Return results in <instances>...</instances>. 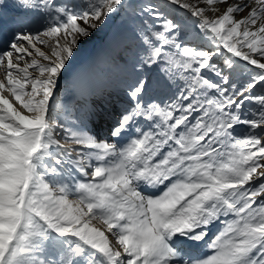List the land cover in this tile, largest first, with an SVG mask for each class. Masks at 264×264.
<instances>
[{
    "label": "snow or ice",
    "instance_id": "obj_1",
    "mask_svg": "<svg viewBox=\"0 0 264 264\" xmlns=\"http://www.w3.org/2000/svg\"><path fill=\"white\" fill-rule=\"evenodd\" d=\"M125 2L18 0L47 23L0 51V264H264V0H165L182 16L142 7L152 22L125 61L130 105L100 138L89 125L101 113L70 128L50 101ZM190 25L212 49L189 42Z\"/></svg>",
    "mask_w": 264,
    "mask_h": 264
},
{
    "label": "rangeland",
    "instance_id": "obj_2",
    "mask_svg": "<svg viewBox=\"0 0 264 264\" xmlns=\"http://www.w3.org/2000/svg\"><path fill=\"white\" fill-rule=\"evenodd\" d=\"M5 1L12 3L14 0H5ZM164 1L165 0H133V2H131L130 0H126L124 7L118 13L114 14L104 25H102L98 30H96L90 38H88L85 42H83L80 45L79 51L76 54V58L73 61V64H75L81 58L82 55L87 56V58L83 62L85 66L84 79L88 78V76L91 75L90 69L95 68L93 60L90 59L89 56L85 53L93 51L92 54H94V56L96 54L95 59L97 61V67L99 68L101 74H104L106 72L105 66L109 67L104 63V59L106 58L105 56L114 55V53L117 54L118 52L119 54H121L122 52L121 49L124 46L125 40L127 39L126 43L127 42L129 43L130 39H135L136 35L134 37L133 34L128 32L127 28L128 27L140 28L142 20H148L149 23L152 22L151 17L141 12V8L144 7L145 5L149 3L155 4L167 16H171L174 14H178L181 16L184 15L183 11H181L180 9L178 11L177 8H173V6L171 5H165ZM173 9H177V10L174 11ZM137 10L140 11L138 12ZM122 14L126 16L127 18L126 20L122 18L123 17ZM242 15L243 13L237 16V19H239L240 16ZM118 18H122V21H124L125 23L121 24L120 26H117L116 22L118 21ZM110 25L111 27L109 29L108 27ZM187 32L189 33V42L194 43L196 46L203 47L205 50L212 49L213 46L206 40H202L199 38L194 39V37H196V30L191 25L187 28ZM120 33H124V34H120ZM41 48L43 51L48 52L45 45L41 46ZM125 54L130 55L131 52L127 51ZM37 58L39 59V57ZM214 59L216 60L217 63H222V57L216 56L214 57ZM242 69L244 70L243 72H241ZM115 71L117 76L124 78L128 76V67H123L122 69H118ZM204 74L206 76H212V74L207 70H204ZM249 74H250V69H246L245 64L239 62L237 66V72L235 73V76L238 79V81L247 80ZM212 77L213 79H216L214 76ZM180 84H183V81H180ZM119 89L124 90L126 92V84H122L119 87ZM255 93L264 94V87L258 86L255 89ZM5 95L8 94L5 93ZM163 96H165V93H158L156 98L158 100H165ZM16 106L19 108L18 104H16ZM256 107L257 105L250 102H246L244 111L245 113L253 112ZM20 110L24 111L23 109ZM238 128L241 129V132L245 133L246 131L245 126H240ZM93 223L95 224L96 227L98 226V228L103 229L105 227L100 221H93Z\"/></svg>",
    "mask_w": 264,
    "mask_h": 264
},
{
    "label": "bare ground",
    "instance_id": "obj_3",
    "mask_svg": "<svg viewBox=\"0 0 264 264\" xmlns=\"http://www.w3.org/2000/svg\"><path fill=\"white\" fill-rule=\"evenodd\" d=\"M164 3H165V1H164ZM45 46H46V49L48 50L47 45H45ZM86 58H87V56H83L82 55L81 58L75 64H73L72 67L67 72V73H69L72 69H75V74H74L73 79H72L73 81L81 82V81L84 80V77H85V66H84L83 62L85 61ZM67 73H65L64 76L61 79L66 77ZM0 77H2L1 73H0ZM99 91H101V90H99ZM214 234H215V230H211V232L209 233V238H212V236Z\"/></svg>",
    "mask_w": 264,
    "mask_h": 264
}]
</instances>
